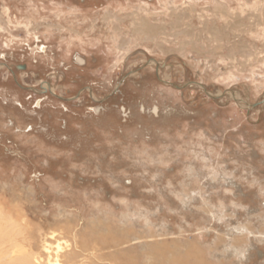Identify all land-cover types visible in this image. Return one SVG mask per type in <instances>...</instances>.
<instances>
[{"label":"rangeland","instance_id":"374dc122","mask_svg":"<svg viewBox=\"0 0 264 264\" xmlns=\"http://www.w3.org/2000/svg\"><path fill=\"white\" fill-rule=\"evenodd\" d=\"M0 238L264 264V0H0Z\"/></svg>","mask_w":264,"mask_h":264},{"label":"bare ground","instance_id":"6f19581e","mask_svg":"<svg viewBox=\"0 0 264 264\" xmlns=\"http://www.w3.org/2000/svg\"><path fill=\"white\" fill-rule=\"evenodd\" d=\"M1 242H6L4 241V239L0 238ZM7 243V242H6ZM79 243V242H78ZM78 247V246H77ZM81 247V246H80ZM93 248V247H92ZM80 249V248H79ZM87 250V248H85ZM95 249V248H94ZM6 250V248L4 249V251ZM14 250V249H13ZM3 251V252H4ZM59 252V251H58ZM84 252V251H83ZM87 252V251H86ZM4 254V253H3ZM59 255V254H58ZM4 256V255H3ZM0 257V260H2L4 257ZM65 257V256H64ZM96 257V256H95ZM60 259V258H59ZM59 261V260H58ZM4 264V263H1ZM5 264H31V256H29L28 254H24L23 256H21L19 259L17 260H12L9 263H5Z\"/></svg>","mask_w":264,"mask_h":264}]
</instances>
